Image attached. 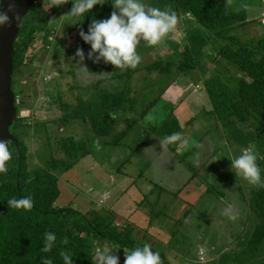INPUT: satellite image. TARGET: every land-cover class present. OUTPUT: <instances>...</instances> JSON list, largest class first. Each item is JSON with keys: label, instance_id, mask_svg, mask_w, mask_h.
Instances as JSON below:
<instances>
[{"label": "rangeland", "instance_id": "1", "mask_svg": "<svg viewBox=\"0 0 264 264\" xmlns=\"http://www.w3.org/2000/svg\"><path fill=\"white\" fill-rule=\"evenodd\" d=\"M69 1V12L65 8L51 24H72L71 16H66L73 7L72 0ZM261 1L264 0H230L233 12H245L247 21L252 22L238 28L236 33L255 37L264 35V26L260 24V13L264 12ZM110 2L112 5L113 0ZM143 2L157 7L155 0ZM169 7L164 3L159 6L161 9ZM112 9L114 11L113 6ZM178 18L177 30L170 34L163 46L153 47L145 54L143 65L156 58L166 59L174 53L172 42H182L184 28L191 25L188 16ZM67 27L71 28L70 25ZM67 27L60 28L49 50L41 49L40 39L35 41L25 55V64L29 68L24 69L23 78L13 84L14 92H21L24 102L30 104V108L26 104L17 106V111L20 115L25 112L27 116L34 115L28 120V127L13 129L16 138L26 145L28 169H36L49 158H62L70 166L57 173L60 194L55 207H71L85 212L93 208L111 210L122 228L132 229L136 242L151 243L153 250L171 264H233L232 255L241 249V238L248 229V198L256 188L236 177L229 159L240 154L246 141L236 140L232 137V129L228 133V128L217 124L208 114L211 106L201 80L195 82L184 75H178L166 88L161 80L151 81L150 87L135 83L139 98L156 101L147 116L125 133L122 130L129 124L127 116L117 121L118 114L113 116L116 124H113L111 134L101 137L88 125L82 126L76 120L58 123L60 116L57 115L71 111L73 96L80 94L84 100L95 99L94 93L99 88H92L89 83L104 79L106 85H114L106 80L111 76L109 72H91L104 62L94 63L88 59L91 46L83 47L80 35L66 31ZM78 48L84 52L82 66L93 75L84 77L79 73L80 59L75 56ZM203 51L207 55L213 53L210 45H206ZM144 74L142 70L134 78L141 80ZM154 76L152 74L149 78ZM22 79L26 85H22L25 84L21 83ZM57 97L69 103L68 110L61 108ZM176 132L181 133L188 143L162 147L160 141ZM61 138H71L72 143L83 140L76 145L81 144L89 152L77 158L73 152L70 158H63L57 148L59 144L55 142ZM113 139L117 142L112 143ZM259 166L264 173V164ZM196 169L198 174L193 182L182 188ZM228 205L238 211L236 221L223 214ZM185 210L189 212L184 218ZM99 244L112 248L108 243ZM114 254L119 256V264H124L125 254L118 251ZM263 258L264 251H261L254 262L259 263Z\"/></svg>", "mask_w": 264, "mask_h": 264}, {"label": "trees", "instance_id": "2", "mask_svg": "<svg viewBox=\"0 0 264 264\" xmlns=\"http://www.w3.org/2000/svg\"><path fill=\"white\" fill-rule=\"evenodd\" d=\"M110 1L103 0L102 6H95L84 17L71 16L72 24L64 25H70L71 28L67 27L65 30L79 35L81 31L87 33L93 19L110 18L113 12ZM155 2L157 7L163 3L171 6L179 17L188 15L191 18L190 27L183 30L185 38L182 42H172L174 53L166 59L156 58L147 64L141 63L135 70L121 72L106 63L101 64L98 69H92L91 72L94 73L109 72L111 76L106 80L114 85H106L104 79L89 83L90 87L99 88L94 93L95 99L84 100L80 94L75 98L73 96L71 111L65 115H57L60 116L57 122L65 124L68 120H76L82 126L88 125L101 137L111 134L113 124H116L113 116L118 114L120 116L116 118L117 121L127 116L129 124L122 130L125 133L138 120L146 117L148 111L155 106L156 99L146 100L136 95L135 83H144L150 87L151 81L155 83L161 80L165 82L166 88L169 83L175 82L178 75H184L195 82L201 80L211 106L208 114L217 124L221 128H228V133L232 129V137L241 142L245 140V147L255 144L258 153L264 156V35L255 37L236 33L238 28L252 22L247 21L245 12H233L230 0ZM50 7L47 0H35L18 32L13 45L12 88L18 78H23L21 74L24 69L29 68L25 64V55L32 49L35 41L40 39L41 49L52 47L53 42L48 40L53 27L51 22L54 18L58 19L65 8L69 12L70 1L60 7ZM60 26L57 33L64 27ZM80 41L83 47L89 46L81 37ZM206 45H210L212 54L204 53ZM152 48L141 42L138 52L143 58ZM142 70L145 72L142 79H135V75ZM152 74L155 76L149 78ZM23 82L25 79L21 80ZM26 84L25 82L22 85ZM130 84L133 85L128 88ZM164 91L165 89L162 93ZM17 94L22 95L21 92ZM13 95H16L14 90ZM35 97L36 93L33 92V98ZM57 99L63 110L69 109V103L58 97ZM23 104L30 108V104L24 100L15 107ZM24 110L26 111L25 108ZM32 118L33 114L27 116L25 112L20 115L16 108L15 130L21 126L28 127V120ZM13 136L15 141L9 145L13 152L9 171L6 176L0 174V264H41L43 256L50 257L53 264H63L61 250L72 255L73 264H91L95 249L100 247L99 243H108L119 253H124L123 249L131 250L136 246H143L141 242L134 240L131 228L126 230L120 226L121 223L116 222V215L111 210L100 211L93 208L85 212L71 207H55L54 203L60 194L57 173L60 169L66 170L70 165L61 160L62 158H49L41 166L29 170L26 163V145L15 134ZM55 142H58L57 148L63 153V158H70L73 152L75 158L89 152L81 144L72 143L71 138H61ZM114 142H117L116 139H113L112 143ZM258 164L263 165L264 160H258ZM196 174L198 169L191 172L182 188L189 186ZM261 175L264 178L263 172ZM30 177L33 178L32 182L27 183ZM251 193L248 198V229L241 238V249L232 255L233 264H264V258L259 263L254 262L260 252L264 251V188H256ZM22 196L32 197L34 206L30 211L8 206V199ZM188 212H183L184 218ZM45 232H53L57 237L56 246L49 253L41 251ZM65 236L69 241L66 245L61 242ZM160 257L163 264H171L161 255Z\"/></svg>", "mask_w": 264, "mask_h": 264}, {"label": "clouds", "instance_id": "3", "mask_svg": "<svg viewBox=\"0 0 264 264\" xmlns=\"http://www.w3.org/2000/svg\"><path fill=\"white\" fill-rule=\"evenodd\" d=\"M47 2L51 7H60L67 4L69 0H47ZM72 3L73 7L66 16L84 17L95 6L104 4L103 0H72ZM112 6L114 11L110 18L105 20L93 19L87 33L81 31L80 37L91 46L88 59H92L94 63H99L102 60L121 72L130 69L135 70L141 65L143 58L138 52L141 42H144L148 47L163 46L170 34L177 30L180 22L177 13L170 7L161 9L147 5L143 0H113ZM13 10L14 6L10 3L9 11ZM263 14H261V19ZM16 19L19 21L20 17L17 16ZM261 19L260 23L264 26ZM5 25H10L9 16L7 12L0 10V27ZM75 56L80 59L79 73L84 77L93 75L86 66H82L84 61L83 50L78 48ZM10 143L11 141L0 140V174L5 176L13 159V152L9 147ZM174 143L187 144L188 141L179 132L164 137L160 141L162 147ZM229 160L231 161V170L236 177H240L252 187L264 188V178H262L261 168L258 164V160H264V156L258 153L255 144L242 148L239 155ZM32 179L30 177L27 183H31ZM7 204L10 208L24 211H30L34 206L31 196L12 197L7 200ZM223 214L231 221L238 219V211L232 205H228L223 210ZM56 240L55 233L45 232L41 251L44 253L51 252L56 246ZM61 242L65 245L68 244L67 236ZM123 251L125 253L124 264H163L160 253L154 252L152 244L148 242H145L143 246H136L131 250L123 249ZM114 252L116 251L110 247H97L92 259L93 264H119V256L115 255ZM60 257L63 264H73V257L69 252L61 250ZM41 264H53V261L50 257L43 256L41 257Z\"/></svg>", "mask_w": 264, "mask_h": 264}, {"label": "water", "instance_id": "4", "mask_svg": "<svg viewBox=\"0 0 264 264\" xmlns=\"http://www.w3.org/2000/svg\"><path fill=\"white\" fill-rule=\"evenodd\" d=\"M10 3L14 6L9 11ZM35 0H0V10L8 13L10 25L0 27V140L14 142L16 107L12 88L14 42ZM20 20L17 21L16 17Z\"/></svg>", "mask_w": 264, "mask_h": 264}, {"label": "built area", "instance_id": "5", "mask_svg": "<svg viewBox=\"0 0 264 264\" xmlns=\"http://www.w3.org/2000/svg\"><path fill=\"white\" fill-rule=\"evenodd\" d=\"M188 16V15H187ZM261 22L264 24V14L262 15V19H261ZM57 24V23H56ZM58 26H59V23L57 24ZM57 25L55 26V25H53V27H52V30L50 31V36L48 37V40L50 41V42H53L54 41V37L56 36V34H57ZM50 48V46H47V49H49ZM19 93V92H18ZM14 100H15V104H20L21 102H22V100H23V96L21 95V94H17L16 93V95H14ZM202 255H203V253H202ZM202 259V257L200 258V260Z\"/></svg>", "mask_w": 264, "mask_h": 264}, {"label": "crops", "instance_id": "6", "mask_svg": "<svg viewBox=\"0 0 264 264\" xmlns=\"http://www.w3.org/2000/svg\"><path fill=\"white\" fill-rule=\"evenodd\" d=\"M261 3H264V1H261ZM262 13H264V12H262ZM262 13H260V17H261V14H262ZM35 115H36V114H35ZM42 115H43V116H44V115L47 116V114H44V113H42ZM36 116L39 117L40 115L38 114V115H36Z\"/></svg>", "mask_w": 264, "mask_h": 264}]
</instances>
